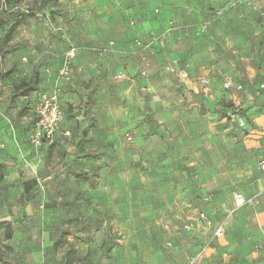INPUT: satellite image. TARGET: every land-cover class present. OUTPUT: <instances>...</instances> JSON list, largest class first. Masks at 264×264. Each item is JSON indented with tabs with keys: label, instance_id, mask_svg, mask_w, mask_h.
<instances>
[{
	"label": "rangeland",
	"instance_id": "obj_1",
	"mask_svg": "<svg viewBox=\"0 0 264 264\" xmlns=\"http://www.w3.org/2000/svg\"><path fill=\"white\" fill-rule=\"evenodd\" d=\"M43 1L9 0L15 11L33 13L32 8ZM185 4L192 5L191 13ZM52 10L62 15L51 20ZM22 33L29 35L22 38ZM151 33L159 35L158 40L149 51L140 52L128 70L122 56L113 51L126 38L137 45L140 41L138 46L148 45ZM14 39L18 40L15 51L26 60L12 83L3 119L20 120L28 114L35 118L32 99L13 96L16 86L30 79L34 66L41 80L52 67L56 80L52 90L59 93L64 89L72 93L74 85L94 88L91 97L83 100L89 114L77 120L98 133L96 148L85 159L92 163L94 174L84 180L112 188L101 196L104 209L95 212L91 223L77 226L68 244L57 251L54 240L45 241L44 259L33 264H67L72 247L77 249L74 264H258L252 254L264 250V229L254 225V206L233 216L230 211L235 192H251L258 180L262 182L261 156L245 146L248 130L226 116L264 112V0H106L103 4L61 0L29 19ZM90 41L103 43L107 55L88 48ZM72 46L77 56L70 60L69 77L62 76ZM92 62L102 64L104 77L76 78L74 69ZM123 68L125 77L118 81L115 77ZM190 79H203V87L192 92L186 85ZM38 88L39 92L50 89ZM84 130L80 127L77 132ZM104 134L107 145L100 143ZM128 135L133 141L127 140ZM69 142L37 149L50 161L61 159L56 162L58 171L64 170L62 178L72 189V161L64 163L63 157L80 151L72 150ZM0 150L7 154L5 147ZM101 153L108 154L106 161L100 160ZM102 169L108 171L102 174ZM40 191L34 189L31 200L46 204L56 200V194L46 199ZM20 194L15 185L0 184V200L18 202ZM66 195L72 198V192ZM202 212L213 222L212 228L199 221ZM232 218L243 220L238 235H250L249 242L236 241L242 249L232 258L225 249L200 257L206 248L204 238H211L214 226ZM167 223L170 231L165 229ZM188 223L193 225L190 231L185 229ZM19 259L8 251L6 264H18Z\"/></svg>",
	"mask_w": 264,
	"mask_h": 264
},
{
	"label": "crops",
	"instance_id": "obj_2",
	"mask_svg": "<svg viewBox=\"0 0 264 264\" xmlns=\"http://www.w3.org/2000/svg\"><path fill=\"white\" fill-rule=\"evenodd\" d=\"M104 1L106 0H100V4H103ZM185 6L186 12L191 13L192 5L185 4ZM102 11H104V8L101 9V12ZM28 35V33L26 36L22 33L20 37L25 38L28 37ZM123 36L125 37V35ZM17 39H13L11 44L17 43ZM92 42L93 41L89 42L88 48L101 51L102 56L107 55L106 50L104 52L102 51L103 43H96V41L95 43ZM98 44L100 46H98ZM150 49L151 47L148 45L138 46L136 43L127 41L126 38L120 48L113 52L117 57L122 56L121 59L125 61L128 70H132L136 56H138L140 52L149 51ZM175 55L176 52L172 53V56ZM39 56L40 54L38 57ZM24 58L21 57L19 51H15L0 59V71L3 70L6 73L9 70H13V73L4 79V82L9 85L10 89L7 91H0V149L5 147L7 150V152H5L7 153L6 155L0 150V163L3 162L7 166L4 183H6L7 186L15 185L21 193L19 196L21 201L13 202L6 199L0 200V222L14 221L16 224L14 237L12 239H6L5 231L0 230V239H2L0 242L8 247L11 257L17 255L20 258L18 264H33V262H41V260L44 259L45 241L54 240L56 242L63 232H69L70 234L72 232V236H74V231L78 228L77 226L91 223L94 219L93 217H97L95 212L104 209L103 202H100L101 196L104 193L111 192L112 188L103 183L90 184L89 182L91 179L84 180V178H92L94 174L92 163H89L85 159L86 156H88V152L96 148L95 145L98 143V133L96 129L87 128L85 122L77 124V120L83 121L86 119V115L89 114V111L85 108L87 101L83 102V100H87L91 97V94L94 93V88L90 87L86 89L81 85H74L72 86V93L66 89L60 93L65 116L59 132L54 137L53 143L67 144L70 140L72 146L74 136H82L84 133L87 135L84 146L85 152L63 157L64 163L72 161V189L70 186L68 187L66 185L62 178L64 170L58 171L56 162H59L61 159L54 157L53 160L50 161L48 160V155L44 154V151H38V149L31 147L28 140L33 122L31 114L24 115L20 120L3 119V112L10 104L8 96L12 91V83H14V79L20 75L19 71H21L24 65L22 62ZM103 70L104 68L101 63L97 64L96 62H92L83 63L79 67L77 66V68L74 69V73L76 78L84 75V78L90 77V79L94 78L95 80H101L104 77ZM120 71L125 72L126 70L123 68ZM48 72L49 73H46L44 78L40 81L39 87H49L50 89L48 91H50L56 80L52 67L48 68ZM202 80L197 81L196 79H190L186 82V85L192 92H197L203 87ZM35 93L36 92H33L29 96L24 97L26 99H32L34 110L36 104L35 99L37 98ZM14 95L15 94H13V96ZM70 105H72L71 113H69V109L71 108ZM78 110H81V116L76 114ZM91 116L93 117L94 115ZM247 120L248 127L246 129L248 130V135L245 138L244 144L248 149L257 151L262 160L264 159V112L261 114L255 111L252 114L248 113ZM80 127L85 129L83 133L77 132L78 129L80 130ZM107 128L108 127H105V129ZM67 132H71V135H67ZM100 141L101 145H103V143L107 145L109 143V138L104 134L100 136ZM47 142L41 148H47L46 146L52 143ZM17 146L20 150L17 149ZM73 149L76 150V147L73 146L72 150ZM46 150H48V148ZM101 154L100 160L106 161L108 154ZM105 171L107 172L108 170L102 169V174L105 173ZM22 177L24 180L36 179L38 181L37 188H40L41 194L46 196L44 198L48 199V194H56L53 197L56 198V200L46 204L44 201L36 202L35 198H32V200L24 206L21 199L22 188L20 179ZM101 179L103 181V178ZM70 192H72V198L68 197V195L64 196V194ZM237 192L244 194L248 198L257 197V203L253 205L255 208V216L251 218L256 228L264 229V189L261 180H258L251 192L248 190H239ZM249 207L251 206L240 209L238 213ZM245 224L248 226L247 222ZM242 226H244L243 220L232 218L225 223L226 234L224 236L215 237L212 235L211 238L205 237L206 252L209 250L211 251L210 254L206 253V256L208 257L213 253L220 252L222 249L228 250L227 255L229 258L236 256L242 249L236 241L249 242L247 240L251 239L250 235L245 232L238 235V233H240L238 231ZM33 242L36 243V246H32V244H34ZM2 247L3 249L5 248L4 246ZM252 255L255 259H259L258 264H264V250L253 253Z\"/></svg>",
	"mask_w": 264,
	"mask_h": 264
},
{
	"label": "built area",
	"instance_id": "obj_3",
	"mask_svg": "<svg viewBox=\"0 0 264 264\" xmlns=\"http://www.w3.org/2000/svg\"><path fill=\"white\" fill-rule=\"evenodd\" d=\"M15 9L10 7L7 0H0V17L6 12H12ZM131 25H135V21L131 22ZM159 38V35L155 33H151L150 39L151 41L148 43V46L151 47ZM138 45H142L140 41H137ZM77 56V49L72 46V49L69 51L67 56V61L62 68L60 74L62 76L69 77V63L70 60L76 58ZM26 60V58H24ZM141 74L143 76H147V71L142 70ZM183 77H187L188 74L184 73L182 74ZM125 75L123 72H119L116 75V79L118 81H123ZM264 88V84L261 86ZM9 90V86L4 82L1 81L0 78V91H7ZM36 104H35V114H36V120L35 123L32 126V129L29 134V141L33 148H41L45 141L53 142L55 135L59 132L62 122L64 120L65 111L62 108V101H61V95L58 90H50V91H40L37 94L36 98ZM230 119L233 123H236L239 125L240 128L246 129L248 127V120L245 116H241L238 113H231ZM67 135H71V132H67ZM128 141H133V137L128 135L127 136ZM259 167L261 171L264 174V159L260 160ZM263 189H264V176H263ZM257 203V197H246L244 194L237 192L233 196V206L230 211V216L235 215L240 209L246 207V206H253ZM199 221L206 222L208 228H212L213 222L209 220L207 214L205 212H202L199 214ZM165 229L167 231H170V225L167 223L165 225ZM185 229L190 231L193 229V225L191 223H188L185 225ZM226 234V228H225V222H222L220 224H217L214 226L213 230V236L215 237H221ZM169 246L172 245L171 242L168 243ZM206 248L203 249V251L199 254L200 257L206 256Z\"/></svg>",
	"mask_w": 264,
	"mask_h": 264
},
{
	"label": "trees",
	"instance_id": "obj_4",
	"mask_svg": "<svg viewBox=\"0 0 264 264\" xmlns=\"http://www.w3.org/2000/svg\"><path fill=\"white\" fill-rule=\"evenodd\" d=\"M10 7L12 5L10 4L9 0H7ZM61 0H44L39 6H36V8H32V10L35 12H19V11H12V12H6V14L2 15L0 17V58H4L5 56L13 53L16 49L11 42L13 41L16 33L20 29L21 26L25 25L29 19L34 17L37 14L43 13L48 6L58 4ZM13 8V7H12ZM55 15H62L61 12L57 10L51 11V20H55ZM3 71V70H2ZM0 71V78L1 81H4L5 77H8L13 73V70H9L6 72V75L3 76L4 71ZM41 78L39 70L36 66H34V69L32 71V74L30 76V79L25 81L24 83L16 86V96H29L33 92H39L38 87L40 84ZM8 85V84H7ZM9 86V85H8ZM10 89V87H9ZM37 99H35L36 101ZM230 116V114H228ZM228 115L226 116L227 118ZM245 117L247 118V115L244 112ZM36 117L33 119L32 126L35 123ZM32 126L30 128V131L32 129ZM86 133H84L82 136H74V142L73 146H75L80 152H85V143H86ZM47 141L44 142V144ZM49 143V141L47 142ZM53 143V142H52ZM51 143V144H52ZM43 144V145H44ZM43 147V146H42ZM51 148L49 149V151ZM6 169L7 166L5 163H0V184L5 181V175H6ZM20 184L22 188V202L23 205L26 206L27 203L31 200L30 195L32 194L33 190L37 188L38 181L36 179L31 180H24L23 177L20 179ZM15 222L14 221H2L0 222V230L5 231V237L6 239H12L14 237L15 232ZM70 233L69 232H63L59 239L54 243V249L57 251L63 246L68 244V238ZM8 255V251L2 246H0V263L6 264V256ZM77 255V249L72 247L67 252V264H74L75 257Z\"/></svg>",
	"mask_w": 264,
	"mask_h": 264
}]
</instances>
